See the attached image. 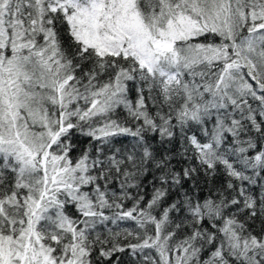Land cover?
<instances>
[{"label":"snow or ice","instance_id":"1","mask_svg":"<svg viewBox=\"0 0 264 264\" xmlns=\"http://www.w3.org/2000/svg\"><path fill=\"white\" fill-rule=\"evenodd\" d=\"M0 264H264V0H0Z\"/></svg>","mask_w":264,"mask_h":264}]
</instances>
